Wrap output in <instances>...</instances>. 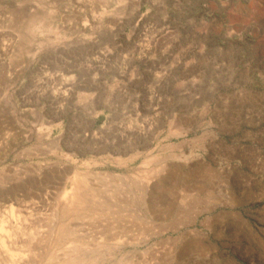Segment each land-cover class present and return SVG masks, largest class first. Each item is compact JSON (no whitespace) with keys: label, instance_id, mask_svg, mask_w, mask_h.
<instances>
[{"label":"rangeland","instance_id":"1","mask_svg":"<svg viewBox=\"0 0 264 264\" xmlns=\"http://www.w3.org/2000/svg\"><path fill=\"white\" fill-rule=\"evenodd\" d=\"M0 264H264V0H0Z\"/></svg>","mask_w":264,"mask_h":264},{"label":"bare ground","instance_id":"2","mask_svg":"<svg viewBox=\"0 0 264 264\" xmlns=\"http://www.w3.org/2000/svg\"><path fill=\"white\" fill-rule=\"evenodd\" d=\"M150 107H151V106H150ZM147 129H148V128H147ZM141 135H142V134H141ZM78 177H80V176H78ZM82 177H83V176H82ZM72 179H73V178H72ZM78 180H79V179L75 176L74 179H73V182H74V183H75V182H78ZM80 182H81V181H80ZM78 183H79V182H78ZM65 187H66V186H65ZM52 192H53V191H49V192H48V195H51ZM102 224H103V223H102Z\"/></svg>","mask_w":264,"mask_h":264},{"label":"crops","instance_id":"3","mask_svg":"<svg viewBox=\"0 0 264 264\" xmlns=\"http://www.w3.org/2000/svg\"><path fill=\"white\" fill-rule=\"evenodd\" d=\"M115 152H121V149H118L117 151H115Z\"/></svg>","mask_w":264,"mask_h":264}]
</instances>
